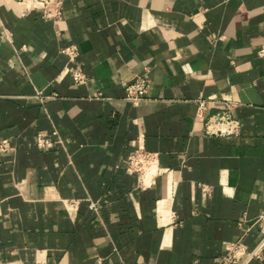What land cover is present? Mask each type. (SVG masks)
<instances>
[{
	"label": "crops",
	"instance_id": "0c3cea01",
	"mask_svg": "<svg viewBox=\"0 0 264 264\" xmlns=\"http://www.w3.org/2000/svg\"><path fill=\"white\" fill-rule=\"evenodd\" d=\"M61 1L45 20L36 0H0V264H219L228 241L253 248L264 0ZM144 74L145 98L127 100L124 82ZM201 99L237 130L208 125ZM53 131L61 142L39 149L36 134ZM136 147L159 155L146 187L127 168Z\"/></svg>",
	"mask_w": 264,
	"mask_h": 264
},
{
	"label": "built area",
	"instance_id": "2783aa9c",
	"mask_svg": "<svg viewBox=\"0 0 264 264\" xmlns=\"http://www.w3.org/2000/svg\"><path fill=\"white\" fill-rule=\"evenodd\" d=\"M14 1H26V0H14ZM41 4V16L45 20L57 19L61 16V0H36ZM56 3L57 7L51 9L52 3ZM61 51L67 56L70 63H75L79 50L77 45L69 44L61 49ZM256 53L259 57L264 58V36L261 43L258 45ZM66 73L71 74L73 80L76 83H82L86 80L85 73L79 68L78 65L67 67ZM126 99L137 103L145 98L146 93L150 87L147 76L137 75L130 81L124 82ZM38 96L40 92L37 93ZM206 101L199 100L197 112L208 125H214L216 131L220 133H231L237 130L238 121L234 119L228 111H222L213 116H206ZM52 136H56L53 139L46 132H38L35 136V143L39 149L45 150L54 146L55 143L61 142L57 137V131H53ZM11 149V145L8 138L0 139V155L6 153ZM127 168L131 172L135 173L138 177L139 184L142 187L149 186L152 179L158 174L159 171V155L158 152L151 151L145 148L136 147L132 149L127 155ZM74 205V203H72ZM90 207L97 208L95 202H90ZM260 220H264V213H262L255 221L249 224L245 230L244 235L251 228L252 225ZM243 236L232 241H228L225 245L224 253L221 256L219 264H248L252 260H258L264 263V235L261 240L253 247H248L242 240Z\"/></svg>",
	"mask_w": 264,
	"mask_h": 264
}]
</instances>
